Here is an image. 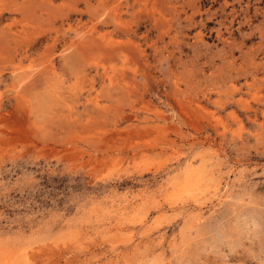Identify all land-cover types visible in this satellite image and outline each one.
Listing matches in <instances>:
<instances>
[{"label":"rangeland","instance_id":"374dc122","mask_svg":"<svg viewBox=\"0 0 264 264\" xmlns=\"http://www.w3.org/2000/svg\"><path fill=\"white\" fill-rule=\"evenodd\" d=\"M0 264H264V0H0Z\"/></svg>","mask_w":264,"mask_h":264}]
</instances>
